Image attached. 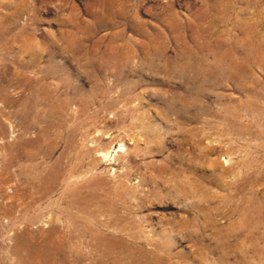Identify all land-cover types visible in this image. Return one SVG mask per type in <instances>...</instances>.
<instances>
[{
  "label": "rangeland",
  "instance_id": "374dc122",
  "mask_svg": "<svg viewBox=\"0 0 264 264\" xmlns=\"http://www.w3.org/2000/svg\"><path fill=\"white\" fill-rule=\"evenodd\" d=\"M0 264H264V0H0Z\"/></svg>",
  "mask_w": 264,
  "mask_h": 264
},
{
  "label": "bare ground",
  "instance_id": "6f19581e",
  "mask_svg": "<svg viewBox=\"0 0 264 264\" xmlns=\"http://www.w3.org/2000/svg\"><path fill=\"white\" fill-rule=\"evenodd\" d=\"M94 146H95V145H94ZM93 148H94V147H93ZM120 149H121V148H120ZM107 152H108V151H107ZM107 152H106V153L103 152V153H104V154H103V157H106V156L108 155ZM100 154H101V153H100ZM108 156H110V155H108ZM106 158H107V157H106ZM63 195H64V194H63ZM77 206H78V205H77ZM81 237H82V236H81ZM81 237H80V238H81ZM77 238H78V237H77Z\"/></svg>",
  "mask_w": 264,
  "mask_h": 264
}]
</instances>
